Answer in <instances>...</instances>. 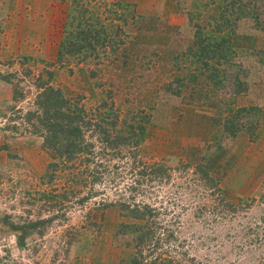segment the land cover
I'll return each instance as SVG.
<instances>
[{
	"label": "rangeland",
	"instance_id": "obj_1",
	"mask_svg": "<svg viewBox=\"0 0 264 264\" xmlns=\"http://www.w3.org/2000/svg\"><path fill=\"white\" fill-rule=\"evenodd\" d=\"M73 1L0 0V264L129 260L137 233L122 224L136 220L117 204L132 194L154 203L156 234L169 240L165 248L183 264H264L263 23L244 16L229 28L223 0H174L187 22L188 11L199 14L206 45L228 37L233 60L249 71L248 90L230 98L202 75L197 24L191 23L189 48L188 24L185 33L175 32L173 48L155 46V36L166 45L171 22L181 19L159 23L136 3L127 8L122 0H76L90 14L103 2L98 11L110 17L106 29L113 39L99 58L70 54L65 39L68 15L78 13ZM218 24L227 29L218 31ZM177 78L188 80L178 94ZM47 80L82 95L91 107L114 100L129 123L148 120L138 156L124 149L112 157L104 182L88 177L75 194L64 192L66 178L46 175L59 160L55 150L40 136L5 130L21 123L12 120L13 106L29 109L37 84ZM18 93L26 100L17 102ZM251 106L256 110L236 122H258L255 131L225 132L226 120L236 115L230 108ZM144 164H163L170 176L146 180L140 177ZM137 177L142 183L130 191ZM102 200L113 204L100 207Z\"/></svg>",
	"mask_w": 264,
	"mask_h": 264
},
{
	"label": "trees",
	"instance_id": "obj_2",
	"mask_svg": "<svg viewBox=\"0 0 264 264\" xmlns=\"http://www.w3.org/2000/svg\"><path fill=\"white\" fill-rule=\"evenodd\" d=\"M223 2L225 9L222 11V19L224 23H227V27H232L244 16L252 17L256 22H262L264 25L262 18L264 0H223ZM73 4H77L73 10L78 13L73 16L71 13L68 15L70 20L68 25L66 23L65 39H68V46L71 49L68 52L76 55L82 51L85 53L84 56H93L94 53L95 58H99L102 53L107 52L106 48L111 46L113 39L106 29V21L108 20L110 24V17L105 15V12L98 11L103 7V2L94 5L93 14H90L87 6H83L76 0ZM125 6L134 8L131 3ZM193 13L188 11L189 20L194 25L197 24L199 14L195 10ZM231 16L233 18H229ZM99 25L102 29L97 28ZM197 27L196 38L202 50L197 56V61H201V68L204 71L202 75H205L210 83H214V87L225 92L230 98L245 93L249 88L247 81L249 71L246 72L238 62L233 60L235 54L231 41L223 36L222 41L217 45L215 42L206 45V38L200 35L203 26L197 24ZM225 29L227 28H224L222 24H218V31ZM207 47L209 49L206 50ZM59 54L61 57L63 48ZM221 75H223L222 78ZM175 81L179 82L178 94L183 86L187 85L184 82L188 80L177 78ZM37 88V95L30 99L29 109L24 110L17 105L12 108L14 111L12 120H21L19 126L16 124L10 128L5 127V130L10 129V132L17 135L40 136L46 146L55 150L59 160L49 165L46 175H50L53 180L61 176L66 178V183L61 186L64 192L68 190L69 193L75 194L79 185L83 184L88 177H91V181L95 183L104 182L112 157L121 154L124 149L135 150L134 156H138L148 120L138 124L129 123L127 119H122L120 109L114 100L105 99L91 107L87 105L82 95H70L49 80L39 82ZM20 95L21 93H18L15 96L17 102L26 100ZM228 103L234 104V101L226 102L225 106ZM230 110V115L234 113L236 115L235 118L226 120L225 132L236 136L244 129L254 132L258 127V122H253L249 127L244 123L236 122L240 119L241 113L251 110L250 114H252L256 110L255 106L249 109L233 107ZM168 170L169 168L163 164H144L140 170V177L144 176L148 180L150 175L151 181H154L157 176L169 177ZM208 180L215 185L218 184L209 174ZM141 183L142 180L138 177L134 178L128 188L134 192L139 189ZM56 189L58 186H55ZM132 197L133 194L127 201L120 200L117 204L126 216L136 220L132 225L123 223L122 226L132 227L133 232L137 233L133 244L135 249L133 255L127 261L122 260L121 264H183V259L174 258L171 256L170 249L165 248L169 240H160L161 236L156 234L158 227H155L153 217L156 215L157 208L154 207V203L144 199L138 201L136 196ZM112 204L108 200H102L98 205L104 208Z\"/></svg>",
	"mask_w": 264,
	"mask_h": 264
},
{
	"label": "crops",
	"instance_id": "obj_3",
	"mask_svg": "<svg viewBox=\"0 0 264 264\" xmlns=\"http://www.w3.org/2000/svg\"><path fill=\"white\" fill-rule=\"evenodd\" d=\"M122 1H125V3L126 2L131 3L132 5L136 3L135 5L138 6V8L142 9L145 15L147 14L151 15L150 18L151 17L154 18L159 23L168 21V18L172 20L173 19L175 20L176 18L181 19L179 23L171 22L173 26L170 25V32H168V34L166 35L173 36V37H171V39L168 38V41L165 42L166 45L159 43L160 42L159 40L157 41V38H161L160 36H155V39H154L155 42H152L153 45L167 46V47L173 48L175 46L174 43L176 42V38L174 36H177L175 32L179 30L178 33H180V31L181 32L183 31L185 33L186 32L185 30L188 24V48L190 47V42H191V39L193 38V31H192L191 22L189 20V15H188V22H187L186 17L181 14V12L183 11L178 7V4L176 1L174 0H122ZM156 33L158 32L153 31L151 32L150 35H156ZM262 49H264V47H262ZM261 93L262 95H264L263 91H261ZM255 101H262V99L255 98ZM238 104L240 105L239 101H238Z\"/></svg>",
	"mask_w": 264,
	"mask_h": 264
}]
</instances>
